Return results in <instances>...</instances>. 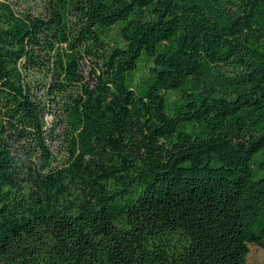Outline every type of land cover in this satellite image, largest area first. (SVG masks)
<instances>
[{"label":"trees","instance_id":"obj_1","mask_svg":"<svg viewBox=\"0 0 264 264\" xmlns=\"http://www.w3.org/2000/svg\"><path fill=\"white\" fill-rule=\"evenodd\" d=\"M248 244L264 0H0V264H248Z\"/></svg>","mask_w":264,"mask_h":264},{"label":"rangeland","instance_id":"obj_2","mask_svg":"<svg viewBox=\"0 0 264 264\" xmlns=\"http://www.w3.org/2000/svg\"><path fill=\"white\" fill-rule=\"evenodd\" d=\"M47 118L50 117L47 116ZM246 260L248 264H264V248L254 244H248Z\"/></svg>","mask_w":264,"mask_h":264}]
</instances>
